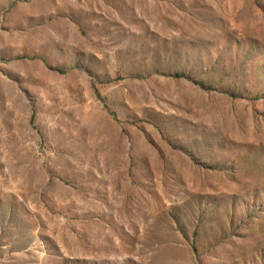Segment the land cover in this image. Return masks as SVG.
<instances>
[{
  "label": "rangeland",
  "instance_id": "rangeland-1",
  "mask_svg": "<svg viewBox=\"0 0 264 264\" xmlns=\"http://www.w3.org/2000/svg\"><path fill=\"white\" fill-rule=\"evenodd\" d=\"M0 264H264V0H0Z\"/></svg>",
  "mask_w": 264,
  "mask_h": 264
},
{
  "label": "trees",
  "instance_id": "trees-1",
  "mask_svg": "<svg viewBox=\"0 0 264 264\" xmlns=\"http://www.w3.org/2000/svg\"><path fill=\"white\" fill-rule=\"evenodd\" d=\"M56 70H60V69H56ZM173 76L175 77H184L183 73H174Z\"/></svg>",
  "mask_w": 264,
  "mask_h": 264
}]
</instances>
